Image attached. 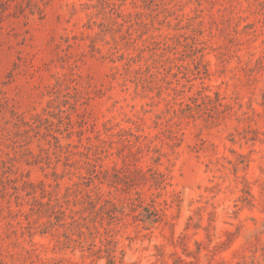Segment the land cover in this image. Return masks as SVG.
<instances>
[{
    "label": "rangeland",
    "instance_id": "rangeland-1",
    "mask_svg": "<svg viewBox=\"0 0 264 264\" xmlns=\"http://www.w3.org/2000/svg\"><path fill=\"white\" fill-rule=\"evenodd\" d=\"M260 229L264 0H0V264H216Z\"/></svg>",
    "mask_w": 264,
    "mask_h": 264
},
{
    "label": "trees",
    "instance_id": "trees-1",
    "mask_svg": "<svg viewBox=\"0 0 264 264\" xmlns=\"http://www.w3.org/2000/svg\"><path fill=\"white\" fill-rule=\"evenodd\" d=\"M240 229V227H237V231ZM264 233V229L258 230V232L255 231V233L252 236H249L247 240L246 247H248L249 254L245 256L243 253H239L238 251H235L233 254L236 258V260L227 261L224 258H221L216 264H264V244H260V239L258 235ZM257 236L255 237V235ZM227 240L224 242H220L215 246V251L220 250H226L229 242L231 241V238L233 237L232 234L227 235ZM252 237H255L256 240H250ZM182 264H190L186 263L183 260H181Z\"/></svg>",
    "mask_w": 264,
    "mask_h": 264
}]
</instances>
